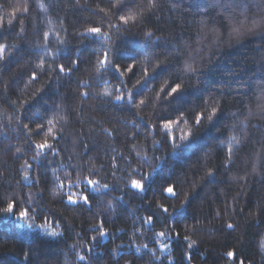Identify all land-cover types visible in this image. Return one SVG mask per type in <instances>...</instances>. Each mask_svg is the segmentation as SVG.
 Wrapping results in <instances>:
<instances>
[{
	"label": "trees",
	"instance_id": "1",
	"mask_svg": "<svg viewBox=\"0 0 264 264\" xmlns=\"http://www.w3.org/2000/svg\"><path fill=\"white\" fill-rule=\"evenodd\" d=\"M0 20V264H264V0H0Z\"/></svg>",
	"mask_w": 264,
	"mask_h": 264
},
{
	"label": "snow or ice",
	"instance_id": "2",
	"mask_svg": "<svg viewBox=\"0 0 264 264\" xmlns=\"http://www.w3.org/2000/svg\"><path fill=\"white\" fill-rule=\"evenodd\" d=\"M25 11H27V9H25ZM12 15L15 16V13H12ZM120 19H121V21H122L123 23L127 24L129 18H127V17H123V16H122V17H120ZM12 22H13L12 20H8V21H7V23H8L9 25H11ZM0 27H3V22H2V20H0ZM87 33L90 34V35H102V33H101V29L98 28V27H91V28H88V29H87ZM148 35L151 36V33H149ZM4 51H5V46H4V45H0V55H2ZM104 55H105V61H103V62H107V53H105ZM131 70H132V68H131V66H129L128 71L131 72ZM59 71L64 72V67H63V65H60V66H59ZM69 71H71V70H69ZM114 71H115L117 74L122 75V73L120 72V68H119V66L115 67ZM33 79H35V73L33 74ZM145 86H146V85H145ZM169 87H170V91H165V90H162V91H164V94H165L166 96L171 97L172 99H176V98L179 96L180 92H181V85H180V84H175L174 86H173V85H169ZM137 94H138V93H137ZM121 99H122L121 96H117V97H116V100H118V101L121 100ZM128 103L131 104L132 101L129 100ZM140 103L143 104L144 101L142 100V101H140ZM169 103H171V101H169ZM216 112H217V109L214 108V109L212 110V115H209V116L207 117L209 121H211V120L214 118ZM203 118H204V117H203V113L196 115V116H195V123H196L197 125H199V124L201 123V121H202ZM164 127H165L166 129H170V128L172 127V122H171L170 119H169L168 123H166V124L164 125ZM49 132H51V129H49ZM37 134H39V133H37ZM182 139H187V136L182 137ZM35 147H36L37 149H41V150H44V149L51 150V149H52V146H51L47 141H45V142H43V143H39V144H37ZM229 152H231V150H229ZM210 175H211V173H210ZM87 184H88V185H93V186H95V185L97 184V182H96V181H93V180H88V181H87ZM104 187L107 188L108 185H104ZM131 187H132L133 189H138V190H140L141 192L144 191V185H143L142 183H140L139 181H136V180H133V181H132V185H131ZM97 190H98V189H96L95 187H93V191H97ZM164 191L167 192L169 196H175V195H176V193H175V191H174V188H173L172 186L167 187L166 189H164ZM81 199H82V201H83V203H84L85 205L89 204V196H88L87 194L83 195V196L81 197ZM68 202L73 203V204L77 203V201L73 199L72 195H69V196H68ZM13 208H14L13 203H8V204H7V207L4 209V211H5L6 213H12V212H13ZM163 211H164V212H167L168 209H167V208H164ZM26 215H27V212H26V211H22V212L20 213V216H21V217H25ZM151 220H152V217L149 216V217L147 218V221H146V222H151ZM227 227H228L229 229H231V228H233V225L229 223V224L227 225ZM97 231L99 232V234H100L101 237H103V236L106 235V232L103 230V227H102V226H101L100 228H98ZM159 235L164 236L165 233L161 232V233H159ZM94 239H95V238H94ZM185 239H187V237H185ZM165 247H167V246L165 245ZM189 247H191V245H189ZM233 255H234V254H233L232 252H229V253H228V256H229V257H231V256H233ZM81 259H83V257H81ZM241 264H242V262H241Z\"/></svg>",
	"mask_w": 264,
	"mask_h": 264
}]
</instances>
